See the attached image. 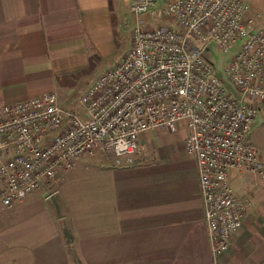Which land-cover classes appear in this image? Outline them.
<instances>
[{"label": "built area", "instance_id": "1", "mask_svg": "<svg viewBox=\"0 0 264 264\" xmlns=\"http://www.w3.org/2000/svg\"><path fill=\"white\" fill-rule=\"evenodd\" d=\"M156 21L135 26L130 45L65 109L54 91L0 107V207L49 188L81 156L117 166L138 156L139 134L185 130L193 157L212 264L241 225L243 201L229 171L264 180V147L248 134L264 100V27L244 0H128ZM230 53L220 74L204 56Z\"/></svg>", "mask_w": 264, "mask_h": 264}, {"label": "crops", "instance_id": "2", "mask_svg": "<svg viewBox=\"0 0 264 264\" xmlns=\"http://www.w3.org/2000/svg\"><path fill=\"white\" fill-rule=\"evenodd\" d=\"M127 1L0 0V107L66 88L110 44ZM244 1L264 27V0ZM251 126L250 142L264 134V100ZM167 131L140 133L129 165L81 156L50 189L31 191V229L0 244V264H212L185 130L174 140ZM227 180L244 207L216 264H264V180L234 171ZM26 200L0 211L3 238L15 236L14 211Z\"/></svg>", "mask_w": 264, "mask_h": 264}, {"label": "rangeland", "instance_id": "3", "mask_svg": "<svg viewBox=\"0 0 264 264\" xmlns=\"http://www.w3.org/2000/svg\"><path fill=\"white\" fill-rule=\"evenodd\" d=\"M249 3V1H248ZM120 21L117 22L115 27L116 33L113 36L110 44L103 49V51H99V54H92L89 58V62L86 68L78 71L73 76H70V82L63 90L59 92H55L58 97V101L60 105L68 110L77 109V111L81 114V109L77 104V99L79 95L84 91L87 85L94 80V78L105 71L106 69L112 67L120 58V56L128 49L130 45V32L135 26H144L145 23L153 26L156 24V21L148 18L145 15L135 16L132 13L128 12L127 4H123L121 12H120ZM204 53V56L213 64L215 71L220 74L222 67L226 60L229 58L230 53H222L215 49L213 45H211ZM258 113V112H257ZM261 126V123H260ZM252 128V126H251ZM250 128V131H251ZM263 129V128H262ZM249 131V132H250ZM157 133L158 136H167L168 131L164 128H155L152 131H147L145 134L149 135ZM176 135H169V137L174 140L177 139L181 133L183 132L182 124H179L176 129ZM155 136V135H154ZM152 136V137H154ZM151 138V137H150ZM251 143L258 145H264V134L262 131L261 135H257V132L254 135L250 136ZM171 146V145H170ZM261 147V146H260ZM159 159H162L159 157ZM61 175V174H60ZM46 188V187H44ZM49 187L48 189H50ZM38 190V189H34ZM53 190H48L51 193ZM47 192V193H48ZM27 197V203L22 205L20 208L14 211V229L17 230L15 236H11L7 238H3L0 235V244L5 241H21L19 238H23L25 234L31 229V192H29L24 198ZM11 207L5 208L0 207V211H7ZM6 233L5 231H0V234Z\"/></svg>", "mask_w": 264, "mask_h": 264}]
</instances>
